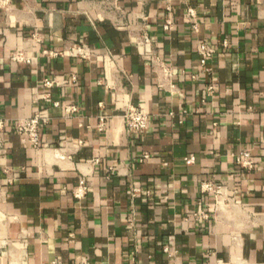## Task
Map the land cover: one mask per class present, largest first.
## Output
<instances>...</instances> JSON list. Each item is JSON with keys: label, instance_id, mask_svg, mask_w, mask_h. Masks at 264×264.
Listing matches in <instances>:
<instances>
[{"label": "crops", "instance_id": "crops-1", "mask_svg": "<svg viewBox=\"0 0 264 264\" xmlns=\"http://www.w3.org/2000/svg\"><path fill=\"white\" fill-rule=\"evenodd\" d=\"M171 3L167 32V0H0V264L84 255L97 264H264V0ZM132 29L146 30L170 65L173 94ZM198 36L214 47L212 74L200 65ZM71 41L95 57L44 53ZM131 103L149 112L145 132L126 128ZM36 114L49 119L41 126L48 149L16 131ZM243 152L252 168L238 162ZM205 180L235 201L217 206L201 190ZM81 184L90 189L77 198ZM200 200L208 219L194 215Z\"/></svg>", "mask_w": 264, "mask_h": 264}, {"label": "built area", "instance_id": "built-area-1", "mask_svg": "<svg viewBox=\"0 0 264 264\" xmlns=\"http://www.w3.org/2000/svg\"><path fill=\"white\" fill-rule=\"evenodd\" d=\"M168 4L166 5V17L163 24V29L167 32H171L175 28V22L173 17V6H172V0H167ZM263 0H256L258 4H261ZM186 16L187 20L191 26L192 31H194L197 35L200 33V21H199V15L198 11L195 6L189 5L186 10ZM131 36L133 42L136 44L137 47H139L142 50V54L146 59H149L153 64V70L158 74L159 81L158 84L161 88L169 90L172 94L174 93V89L176 88V83L172 80V70L170 68V65L165 62L163 58L160 56H156L153 51L150 49L152 45V37L146 30H140V32H137L136 30H131ZM222 44L225 48L230 46V40L228 38H225L222 41ZM197 52L199 54V62L202 67L203 72L207 74H212L213 68L210 65V61L215 55V50L211 42L206 40L205 38L198 36L197 39ZM45 54H48L50 56H71V57H77V58H83V59H92L95 57V53L92 52L90 49H88L84 44L77 42V41H71L66 44L65 48L60 51H54V50H45ZM14 59L21 60L25 59L24 57L15 55ZM193 78H197V75H192ZM55 83V80H52L50 78H46L44 80V85L51 87ZM213 85L208 86V91L213 92ZM50 96H46V98H49ZM55 106H59L60 102L55 101ZM76 108L74 106H68L67 112H73ZM187 113L186 110H184V114ZM124 119H125V125L128 130V132L133 134H138L145 132L150 124V115L148 110L141 106L136 104H129L126 107V110L124 112ZM48 117L43 116L41 114H36L35 116L24 118L19 120L17 123L16 131L24 137V139L30 144L33 148H49V144L44 143L42 140L41 135V126L43 123L48 122ZM4 122L0 119V126H3ZM106 126V117L102 116L100 118V129H104ZM263 145H264V135H263ZM147 157V155H146ZM237 160L240 164L252 168L254 161L251 157V154L249 152H243L239 156H237ZM185 161L188 164H191L195 161V156H187L185 158ZM89 186L87 184H81L74 190V195L77 198L84 197L88 191ZM201 190L203 193H211L214 195L216 205H222V204H229L231 202L235 201L234 196H230L226 190L225 186L223 184H220L214 180H205L201 184ZM138 189H134V194H136ZM196 218H203L208 219L211 216V213L207 210V208L204 206V203L202 200L198 201V209L195 212ZM59 264H97L94 262L89 255H84L80 260L74 263H64L59 262ZM229 264H253L249 260H236L234 262H230Z\"/></svg>", "mask_w": 264, "mask_h": 264}]
</instances>
